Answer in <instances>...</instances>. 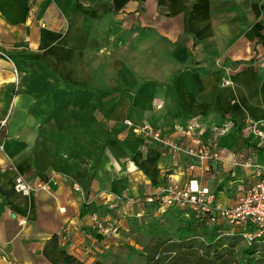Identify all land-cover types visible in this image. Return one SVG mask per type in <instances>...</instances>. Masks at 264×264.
Listing matches in <instances>:
<instances>
[{
  "label": "crops",
  "instance_id": "crops-1",
  "mask_svg": "<svg viewBox=\"0 0 264 264\" xmlns=\"http://www.w3.org/2000/svg\"><path fill=\"white\" fill-rule=\"evenodd\" d=\"M0 52V264H52L55 235L91 264L168 184L232 206L264 175V144L244 129H264V0H0ZM127 120L179 140L228 127L219 160L200 162Z\"/></svg>",
  "mask_w": 264,
  "mask_h": 264
},
{
  "label": "built area",
  "instance_id": "built-area-1",
  "mask_svg": "<svg viewBox=\"0 0 264 264\" xmlns=\"http://www.w3.org/2000/svg\"><path fill=\"white\" fill-rule=\"evenodd\" d=\"M7 60H11L0 52ZM13 72L17 75V69L13 65ZM223 84H230L229 79H223ZM126 124L133 126L136 132L151 137L159 142L167 151L178 155L184 153L188 158L197 159L200 162L219 160V137L227 131V124L215 126L210 129L209 135H204L201 130L192 128L181 129L179 133L183 136L182 140L161 136L157 129L149 125L134 126L131 121ZM5 121L0 122V132L4 131ZM245 131L256 137L260 143L264 144V129L258 121H246ZM3 150V143L0 140V152ZM14 188L21 193H28L32 190V185L21 175H17L14 181ZM79 190L78 186H75ZM242 195L232 206H223L215 201V195L207 188H193L190 185L180 186L170 183L159 193L150 195L146 202L158 201V211L163 212L171 206L188 207L196 212V215L209 214L212 222H227L230 225L241 227V235L251 240L264 234V175L247 187L241 188ZM128 199H131L128 197ZM63 211V209H61ZM91 227L99 233L108 231L98 219L96 213H91ZM114 230V229H112ZM66 234H61L66 238Z\"/></svg>",
  "mask_w": 264,
  "mask_h": 264
},
{
  "label": "trees",
  "instance_id": "trees-1",
  "mask_svg": "<svg viewBox=\"0 0 264 264\" xmlns=\"http://www.w3.org/2000/svg\"><path fill=\"white\" fill-rule=\"evenodd\" d=\"M3 134L1 131L0 140L3 139ZM147 205L150 211L140 220L147 219L145 222L149 223L145 229L147 234L152 236V245L143 250L125 245L129 251L125 260L114 259L113 264H255L264 262V234L247 240L241 235V227L230 225L227 222H212L208 213L197 216L196 212L190 208L177 206L168 207L159 213L158 201L154 200ZM85 212L87 210L82 208L80 214L83 215ZM165 212H172L171 216L174 218L178 216L179 223L172 230L165 231L157 228L154 222H150L153 217L163 215ZM134 220L138 221L134 218L131 223ZM224 234L238 235L246 240L248 245L242 250L247 259L245 263L228 258L232 253L229 248H233V245L231 240L228 241L229 248L226 249L227 243H224V238H221ZM95 236L99 235L95 234ZM197 239L200 240L197 241ZM50 242L51 249L45 251V255L52 264H85L84 261L61 248L56 235L51 238ZM256 243L263 244L261 245L263 248L257 251L254 246ZM256 252L259 255L256 256ZM109 256L110 253L104 255L105 259ZM91 264H105V261L96 259Z\"/></svg>",
  "mask_w": 264,
  "mask_h": 264
},
{
  "label": "rangeland",
  "instance_id": "rangeland-1",
  "mask_svg": "<svg viewBox=\"0 0 264 264\" xmlns=\"http://www.w3.org/2000/svg\"><path fill=\"white\" fill-rule=\"evenodd\" d=\"M229 193L232 194L233 192L230 191ZM172 214H173L172 212H167V213L165 212L163 215H157L153 217L152 221L150 222H154L157 228L164 229L165 231L172 230L177 225V223H179V221L177 220L178 216H175L176 218L175 219L174 216H171ZM148 224L149 223L144 222V220H140V219L138 221L134 220L131 223V232L128 235L129 238L121 242L118 246H116L115 251L113 252L111 251L110 256L107 259L103 257L101 260L105 261V264H113L114 259H117V260L119 259L120 261H124L126 258V254L129 252L128 249L125 247V245L137 247L141 250L145 249L146 247L151 246L153 243V241L151 240L152 236H149L145 229V227ZM221 238L222 239L224 238V243H227L228 241L231 240V244L233 245V248H229V243H227L226 249L229 248L232 250V253L228 256V258L233 259L234 261H240L242 263H245L247 259H246V255H244L242 250L244 247L248 245L246 240L238 235L228 236L226 234L221 236ZM226 239H229V240H226ZM199 240L200 239H197V241ZM261 245L263 244L261 243L254 244V246H256L255 249L257 251L262 249L263 247ZM255 255L257 256L259 254L256 252ZM115 256H118L119 258ZM255 264H264V262L263 263L257 262Z\"/></svg>",
  "mask_w": 264,
  "mask_h": 264
}]
</instances>
